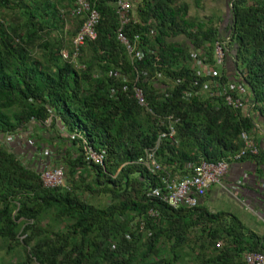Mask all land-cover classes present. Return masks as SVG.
I'll return each instance as SVG.
<instances>
[{
  "label": "trees",
  "instance_id": "16d2710c",
  "mask_svg": "<svg viewBox=\"0 0 264 264\" xmlns=\"http://www.w3.org/2000/svg\"><path fill=\"white\" fill-rule=\"evenodd\" d=\"M89 1L99 13L96 37L71 60L54 34L68 17L61 2L0 0V240L25 256L11 264H246L245 252L264 253V234L229 212L174 209L148 196L159 179L137 162L157 144L164 170L188 174L187 164L228 160L244 147L243 131L258 153L238 161L264 160V0H228L223 32L190 17L184 0H131L122 27L131 53L117 38L116 0ZM84 20L77 17L72 34ZM221 38L225 57L216 65ZM229 57L233 73L225 70ZM198 58L216 69L212 78L245 87L248 115L209 96V78L192 68ZM135 87L150 111L137 103ZM169 123L172 136L158 140ZM30 131L19 153L20 133ZM52 140L54 157L44 162L65 166L64 186L40 179L38 152ZM87 146L103 154L101 164L84 160ZM99 194L108 196L101 206L89 200Z\"/></svg>",
  "mask_w": 264,
  "mask_h": 264
},
{
  "label": "built area",
  "instance_id": "2783aa9c",
  "mask_svg": "<svg viewBox=\"0 0 264 264\" xmlns=\"http://www.w3.org/2000/svg\"><path fill=\"white\" fill-rule=\"evenodd\" d=\"M115 8L119 19L117 38L125 45L127 52L131 53L134 50V45L127 40L122 32L123 25H125L130 18V10L132 8L131 0H116ZM63 13H65L64 16L67 15L68 17L85 16L83 24L71 38L70 48L62 49L60 51L63 59L71 58V60H75L78 57L80 47L85 43V41L95 39V26L99 20V13L91 6L89 0H72L71 4ZM225 45L226 40L215 42L214 58L216 65L223 64L226 51ZM136 57L141 58L142 52L138 51L136 53ZM192 68L195 69L197 73L201 72L209 78L204 85V89L209 93V96L220 97L224 104L232 108L241 109L244 114L248 115V92L243 85L239 84V82L235 79L228 81L227 84H225L219 79L212 78L217 74L216 69L199 58L194 60ZM193 92L197 93V90ZM191 93L192 91L187 90L184 92V95L187 97L191 95ZM134 96L139 105L146 108L147 111H150L140 88H134ZM259 130L261 131L260 128ZM173 132L174 128L172 124L169 123L167 130L160 133L158 140L166 136H172ZM240 138L244 142V147L234 151L230 156H228V160L220 159L215 162L203 160L199 163L187 164L186 166L190 169V173L181 176L171 174L163 169L157 159L155 151L157 144L154 147L146 149L144 155L138 158L137 162L142 164L150 173L157 174L159 179V184L150 187L146 194L148 196L159 198L166 205L174 209L181 206L195 207L198 204V196L201 193L213 184L222 183V179L228 171L230 162L238 161L245 154L258 153L257 144L247 132H241ZM38 153V160L40 162V179L43 185L45 187L64 186L65 166L63 164L52 165L44 162V159L49 161L52 157L49 149L42 148ZM83 158L86 162L101 164L103 161V154L97 152L92 147L87 146L83 152ZM240 184V180H236L235 184H233L231 188L234 189ZM147 215L157 217L158 213L154 209H149L147 211ZM135 225H137V223ZM143 225V220L138 222V226L140 228H143ZM243 260L246 264H264V253L260 251H247L243 254Z\"/></svg>",
  "mask_w": 264,
  "mask_h": 264
},
{
  "label": "crops",
  "instance_id": "0c3cea01",
  "mask_svg": "<svg viewBox=\"0 0 264 264\" xmlns=\"http://www.w3.org/2000/svg\"><path fill=\"white\" fill-rule=\"evenodd\" d=\"M230 60V66L228 61ZM225 70L227 73H233V62L231 57H229L225 62ZM24 133V132H22ZM26 135V134H25ZM54 136L49 134L45 136L46 139ZM258 141H262V135L260 132L254 134ZM20 143L17 146V151L23 153L26 145L25 136H19ZM52 140L47 146L51 148L54 144ZM59 145V142L55 143ZM20 147V148H19ZM53 150V148H51ZM52 157H54L51 154ZM236 180H240V185L234 189L231 188L235 184ZM227 198L228 209H216V201L218 197ZM231 198V199H230ZM232 203V204H231ZM198 206L204 207L210 212L222 211L229 212L235 215L246 227L255 231L257 234H264V160H250L245 159L242 161H232L229 164L227 173L222 179V183L213 184L203 193L198 196ZM241 210L249 212L253 218L249 219L248 216H241ZM195 256H187L186 259H192Z\"/></svg>",
  "mask_w": 264,
  "mask_h": 264
},
{
  "label": "rangeland",
  "instance_id": "374dc122",
  "mask_svg": "<svg viewBox=\"0 0 264 264\" xmlns=\"http://www.w3.org/2000/svg\"><path fill=\"white\" fill-rule=\"evenodd\" d=\"M58 1L61 2V4L58 3L59 9H65L70 5V2H69V5L67 4L68 5L67 6L66 5L67 2L63 3L62 0H58ZM184 1L189 3L188 14L190 17H196L199 20H203L204 22H206L207 25L212 23L216 26H219L221 28V31L223 32V27L229 17L228 0H184ZM134 6H135V3L132 1L133 10H134ZM76 19L77 17H74V18L67 17L65 19V22H63V25L60 28V30H57L54 32L55 35L57 36L61 35L62 37L63 47L61 49L70 48V45H71L70 42L73 36L72 29H73L74 22ZM37 52H39V50H37ZM227 65L229 66L231 65L230 60L228 61V64H226V67ZM32 133H33L32 131L24 132V133H21V135H24L27 140L28 137ZM41 133L42 135H44V137L49 135L47 131L45 132L42 131ZM6 140L9 141L10 138L8 137L6 138ZM13 140L14 138H12V140L8 144L10 145ZM47 145L49 144L43 143L42 148L51 150V148ZM227 197L226 196H224V198L220 196L218 197V201H216V204L214 205L216 206V209H221V208L228 209V206L230 204L228 203L229 199ZM89 200L95 205L101 206L107 203L108 196H106L105 194H99V195L90 197ZM244 215L248 216L249 219L253 218V216L249 212L245 210H241V216H244ZM24 259H25L24 252L20 246L15 245L13 248L9 249L6 246V243L0 240V264H11L17 260H24Z\"/></svg>",
  "mask_w": 264,
  "mask_h": 264
}]
</instances>
